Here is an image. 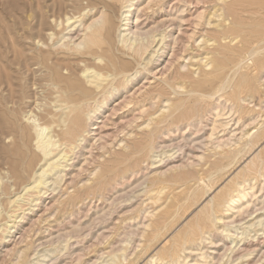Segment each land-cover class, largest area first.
<instances>
[{"label":"rangeland","instance_id":"rangeland-1","mask_svg":"<svg viewBox=\"0 0 264 264\" xmlns=\"http://www.w3.org/2000/svg\"><path fill=\"white\" fill-rule=\"evenodd\" d=\"M149 1L150 0H141L138 2L139 7H141L140 10H144V13L150 18L147 28L156 24V22H151L153 19L157 21V23H160L163 16H165L162 20L163 23L171 20L173 16V19L176 21V23L174 22L175 25L178 23L175 18L179 14L176 13L175 10V13L172 12L173 16H171V18L166 15V7H164V9L163 7L159 9L157 5L155 8L148 9L147 4H149ZM82 2V0H0V81L6 80L8 76V79H11L14 84L13 90L21 92L25 97L22 101H15L14 103L7 104L5 103V99L9 96V88L5 83H3V85L1 84L2 86L0 85V104L2 105H0V147L10 145L11 139L9 140L6 134L9 132L11 133V131V136L13 137L14 135V141L19 142L18 137H16V130L19 128V125L21 129H25L24 137L26 140L24 139V142L27 141L25 144H27L26 146L28 147L30 142L27 138L30 134L25 117L29 115V112L38 115L39 111H42L43 107L41 105L44 102L45 96L43 94H46L45 89L48 85L45 86L47 83L46 80L44 81L45 83L43 82L48 74L47 69L44 65L37 63L34 58L38 55L40 56L42 54L41 51L51 50L49 49L51 44L59 39L61 34L67 32L63 31L65 29L64 20L66 17H76L77 15L75 14L81 10V6L82 8L86 6V2ZM195 2L196 0L194 1V5L197 4L198 9L195 10V8L193 9L190 7L188 8V12H186L187 16L189 15L188 22L191 24L188 23L187 25L188 29L185 39L187 35L188 38L185 40V50L183 51L176 42H171L170 48L167 49L166 55L162 58L163 61L152 70L151 73L153 74L143 75L131 86L132 88L129 87L127 91L128 98L126 94L125 98L126 101L128 99L127 102H130V105L129 103H124L125 100H122V102V97L115 100L114 104L120 105V110L117 111L118 114L116 113L113 115V117L115 116L114 118L111 117L112 119L109 120L112 123L108 122L109 125L107 124L108 128L111 129V136L105 141V150L96 149V147L100 148V146H97L98 143L94 146L95 141L92 140L89 143V145L92 144L93 147L92 154L87 155L84 153L83 155L85 156H81L76 158L75 161H72L73 167L70 168L71 170L69 169L67 176L61 181L59 186L53 187L56 189H54L53 194L49 196L51 198L45 200L43 205L41 204L38 209H35L36 211H34L33 215H31V217L29 216V218L20 225L21 227L15 230L12 238L10 240L7 239L9 242L0 245V264H23L25 262H27L25 264H28V262L32 264L36 262V260L31 261L32 258H39V256H46V262H43V264H105L109 262L115 264H170L169 260L172 259L174 255L172 254V257H168L165 251L168 250V248L171 247L170 245L175 241L176 244L174 243L172 250L175 249L174 246L176 247L178 245L176 250L179 248L181 251L178 252V249V255L175 256L177 258L174 257L172 259L174 263L171 260V264H264V225H256L252 227L253 229L247 230L248 232L246 231L247 233L243 234V236H240L241 232L245 231L244 229H246L248 224L255 222L258 217H264V162L259 164V169L257 167L258 170L256 174L255 172H248L247 166H245V164L247 165L248 163L246 162L248 161L247 159L250 160L255 153L257 155L259 153L257 151H263L264 141L258 147V149L261 148L262 150L257 149V151H254L255 153L252 152L250 154H247L246 150L242 155H234L236 153L235 150L239 149L246 139V137H244L243 141L235 143L241 137V131L252 133L257 129L264 128V70L257 72L256 66L251 62L252 58L249 57V59L247 58L246 61L241 64L238 71L232 70L231 74L229 71L224 72V75L226 73V81L229 82L222 89L223 91L219 90V85L214 82L215 84L211 85L212 88H210L211 86L203 87V89L206 88V90H202L201 88L203 95L206 94L208 97L204 96V98L201 99V96H198V98L195 94L193 96L187 95L186 91L192 88V85L191 87L189 86L190 80L181 78L176 70L182 71L183 69H179V65L186 64L187 69L184 70L190 71L189 74L193 76V80L201 79L202 76L200 75H203V73L212 72V64L205 67V63H208L206 62V58L211 57L212 54L210 53L208 55L205 50L206 46L212 49L214 44L212 46V42H208L206 45H203L201 41L206 40L207 36H209L208 32L213 31L217 25L216 19L214 18L210 19V25H207L206 22L209 20L214 8L218 9L219 7L218 0H204V2L201 0L197 1V3ZM151 5L153 6L154 4ZM200 13H203V18H196V15H200ZM219 13L220 12H218V14ZM106 14L113 17L114 23H119V12L116 8H107ZM191 17L192 19L190 20ZM253 17L251 16L249 19L244 18V23L247 22L254 27L258 26L260 21L257 19L260 17ZM251 19L258 25L249 22V20L252 21ZM192 20H194V22ZM89 21L88 17L83 20L85 25ZM59 22L61 23L60 25L58 24ZM177 34V29H174L173 35L177 36ZM115 35L114 33L112 34L113 38H115ZM229 40L230 39H224L222 45L228 44L227 42H229ZM235 43L236 41H233L231 44L235 45ZM171 49L174 50V53L179 51L177 53L178 56L176 55L178 60L174 53V55L171 54ZM55 53L51 54V59L47 67H49V65L50 68L51 66L55 67L60 65L59 67L63 69L65 63H69L72 66L75 65L73 70L74 72L77 71L75 68L78 67L76 64H78L77 61H79L80 57L72 55L71 52H68V54L66 51ZM180 56L181 58L179 59ZM170 59H173V67L171 69L170 66H164L165 61ZM200 59H203V61H200ZM19 62L21 64L18 65ZM36 63L38 64L37 66ZM26 64L30 65L31 68L29 66L26 68ZM80 68L81 67H78L77 69ZM240 70L243 71L241 72ZM61 72L68 75L69 72L72 71L65 67ZM242 73L248 78L253 89L252 91L241 90L239 101H231L228 94L231 93L234 83L239 79ZM236 74L239 77L236 76ZM234 78H236V80H234ZM168 85H170V88ZM178 86H181L180 89ZM155 89L161 90V92L156 90V93ZM153 91L155 92L154 94ZM206 91L210 92L208 93ZM150 96L152 97L150 98ZM153 96L156 98L153 99ZM131 97L135 100L133 101ZM186 97L188 98L186 99ZM177 98H183L185 101L187 100L188 103H184L182 108L187 105L189 106V103L190 108L192 106L191 104H193L191 113H194L195 110L196 112L193 114L190 123L193 122L196 126L199 125L200 131L198 130V133L196 132L198 129L197 127L194 129L187 126V128L189 127L187 129V122L175 124L171 123L170 117V119L167 118L169 113L168 106L172 101L174 103ZM188 99L191 100L188 101ZM117 100L122 103L120 102L119 104ZM130 100H132V102ZM1 101L5 104H2ZM150 103H152V105ZM121 104H123V107H121ZM150 105L153 108H150ZM6 106H8L9 110L11 109L9 114L4 110ZM149 110L152 111L150 112ZM146 111L149 113H146ZM148 114H151V116ZM149 117L156 119L155 126L157 132L154 135L156 144L154 156L158 157L149 160L143 159L144 162H142L143 160L141 161V165L139 164L140 168H137L136 173L129 175L128 178H125V181L119 182L121 186L119 185L120 187L118 189L106 187L105 200H99L98 198L92 199L93 201L90 200L86 202V205L83 207L80 206V210H77V208L74 209L68 205L66 202V192H71L74 188L81 187L88 180L90 181L89 183H91L92 177H94L92 173L98 161H102L103 158L107 160L108 156L110 157L114 152H118L125 143H129L130 140L142 134L143 128L149 123ZM6 119H8L7 121H9L10 124H16H12V126L16 128H12L11 125H3ZM120 121L121 123L124 122V125L119 124ZM17 124L19 125L17 126ZM224 125H226V127H224ZM113 129L114 133H112ZM191 129L193 130L191 131ZM182 131L185 133H182ZM232 134L235 135L233 136L234 138H231ZM139 137H144V134ZM229 138H231L232 141H228V145L217 147L219 139L225 141ZM162 139L166 142L160 145L159 143L164 141ZM28 148H30V145ZM226 151L233 152V154H230L231 156L229 155L227 158H223L222 161L219 160L220 163H218V159L222 158L219 154L221 153L222 155ZM261 156L264 158V152L261 153ZM154 162L155 164L152 165ZM179 172H188L189 174L186 175L187 177L184 175L185 177L180 178L179 176L178 179L176 177L179 175ZM181 179L185 180L182 181ZM206 180L210 182L207 183ZM242 181L244 183H242V185L240 183V186L237 188L236 184ZM203 185L204 190L206 189V185L213 186L212 191L208 193L207 197L204 196L205 191L201 189ZM227 186L231 189H228ZM226 188L227 190L225 191H228L227 193L222 191ZM12 189L14 190V187ZM13 190L11 195H13ZM229 190H232L231 192L233 194H230L231 192ZM221 192L227 195V200L231 195L235 196L238 192L247 193L245 199L236 202L233 207L237 208V206L243 205V207L247 206L248 210L243 213H234L226 218L227 216H224L226 213L222 212L224 211L223 204L221 206V210H223L221 212L217 211L215 216L219 218L218 216L220 213L221 218L225 217L224 222L216 224L214 229L211 228L206 230L202 237L200 236L202 239L195 238L196 240L190 242L191 244L186 242V245L183 244L184 246L182 245L181 247L179 243V233L183 234L188 226L192 225L193 221L195 222L194 219L200 216V213H196L195 211H199L198 209L202 208L204 204L202 202H205V199L206 202L211 198L214 199ZM11 195H9V197H11ZM52 195L54 197H52ZM5 198L6 197L1 198V202L3 203L1 212H3L0 215V224L4 222L2 219L4 218V208L6 207L4 204ZM62 201L64 202L62 203ZM199 205L201 207H198ZM228 205L230 204L228 203ZM166 209L168 215L166 216L167 219L165 218L166 223L164 222L166 225L164 226V224H162L163 228L161 226V232L157 241L154 240L152 244L147 246L145 240L152 228V222ZM168 211L170 212L168 213ZM103 213L105 215H103ZM222 213H224L223 216ZM193 216L196 218L192 219ZM55 218H59L56 223L53 222ZM70 222L72 224L69 225L68 223ZM227 224L234 229H238L236 234L237 239L234 244L224 236L223 229L225 228L223 225ZM149 225L151 228H149ZM22 234H24V236ZM99 234H101L102 237L104 236L102 240ZM177 240L179 241L177 242ZM238 240H240V242ZM162 249L163 256H160L159 253H161ZM169 250H171V248ZM113 251L114 253H112ZM177 252L175 251V253ZM122 255L125 256L126 260L123 261ZM158 255L159 257H164V259L161 258V260H159ZM112 256H117L118 259L113 257V260L111 258ZM151 258H153V260H151ZM167 258L170 259L168 260Z\"/></svg>","mask_w":264,"mask_h":264},{"label":"bare ground","instance_id":"bare-ground-1","mask_svg":"<svg viewBox=\"0 0 264 264\" xmlns=\"http://www.w3.org/2000/svg\"><path fill=\"white\" fill-rule=\"evenodd\" d=\"M82 1H83L82 3H84V1L86 2V6L84 8H82L81 6V10L77 14H75L77 15L76 17H72V18L66 17L65 18L64 20L65 29L63 31L64 32L67 31V32L61 34L59 39H57L55 42L51 44V47L49 48L51 50L44 51V52L41 51L42 54L40 56L39 55L36 56L35 58L32 56L37 61V63L44 65L45 68L47 69L48 74L46 75V79H44L43 82L46 80L47 83L45 84V86L47 84L48 85H47V88L45 89L46 94H43L45 96H44V102L41 105L43 107L42 111H39L38 115H35L29 112V115L26 116L27 118L25 117L26 122H27V127L29 128V134H30L27 138L28 141L30 142V143L28 142L29 143L28 147L30 145V148H28L26 146L27 144H25L27 141L24 142L25 129L24 130L21 129L19 124H17V126L19 125V128H17L16 130V133H17L16 137H18L19 142L14 141V138H13L14 135L13 137L11 136V133H12L11 131V133L9 132L8 134H6V137L9 138V140L11 139L10 145L0 147V215L3 212V211L1 212V206L3 204L1 202V198L6 197L4 200V204L6 206L5 207L6 209L4 208V215H3L4 218L3 219L1 218L4 222L0 224V245L6 244L7 242H9L15 230L19 229V227H21L20 225L23 222H25L26 219L29 218V216L31 217V215H33L34 211H36L35 209H38L41 204L43 205V202L45 200L51 198L49 196L53 194L54 189H56L53 187L59 186L61 181H63V179L67 176L69 169L73 167L72 161H75L76 158H79L81 156H85L83 155L84 153L87 155L92 154L93 147H92V144L89 145V143L92 140L95 141L94 146H96L97 143H98L97 146L98 145L100 146V148L96 147V149L98 148V149L105 150V145H106L105 141L107 138L111 136V129L108 128L107 124L109 125L108 123L110 122L109 120L114 118L115 116L113 117V115H115L117 111L120 110V105L114 104L115 100L118 99L119 97H122L121 101L122 100L126 101L125 94L127 96L128 94L127 91L129 87H131L143 75H149L152 72V70L155 68V66L159 65V63L163 61L162 58L166 55L167 49L170 48L169 46L171 42H176L178 45H180V48L183 51L185 50L186 48L185 40L188 38V35L186 39H185V36L187 33V29H188L187 25L189 23L188 22L189 15L187 16L186 12H188V8L190 7H192L193 9L195 8V10L198 9L197 4L194 5L195 0L194 1H191V0H154L152 1L150 0L148 2L149 4H147L148 9L155 8V6L158 5L157 8L159 9H162V7L163 9L164 7L167 8L166 15H168L169 17L173 16V13H175L174 10L179 15L175 18L178 22L176 25H175L176 21L173 19L174 16L173 18L171 17L172 18L171 20H168L167 22L163 23L162 20L165 16L162 15L163 18L160 23L159 22L157 23V21H155L154 19L153 21L151 19L152 20L151 22H156V24L147 28L149 25L148 20H150V18L144 13V10H140L141 7H139L138 2L141 0H82ZM197 1H201V0H196L195 3H197ZM151 4H154L153 5L154 7ZM218 4H219L218 9L214 8V11L211 13L209 17V20L206 22L207 25H210V19L214 18L216 19L215 21L217 25L215 26L213 31L208 32L209 36H207L206 40L201 41L203 45H206L208 42L209 43L212 42V46L214 44V47L212 49H209L206 46V50H205L208 55L210 53L212 54V56L209 58L206 56L207 57L206 62L208 63H205V67L209 66L210 64L213 65L212 72H206V73L202 72L203 75H200L202 76L201 79L193 80L192 79L193 76H190L189 74L190 71L184 70V69H187L186 64L179 65V69H183L182 71L176 70L177 74L181 78L185 80L187 79L190 80L189 82L191 84L189 83V86L191 87L192 85L193 89L190 88L189 91H186V94L192 95V96L195 94L197 95L196 97L201 96L200 97L201 99L204 98V96H207L206 94L203 95V92H201V88L202 90H206V88L203 89V87H208V86L210 87L211 85L217 83L219 85L218 86L219 90H222L225 87V85L229 82V81L228 82L226 81V77H225L226 73L224 75V72L229 71L231 74L232 70L238 71L239 67H241V64H243V62L246 61L247 58L249 59V57L252 58L251 62L253 65L256 66L257 72H261L262 70H264V54H263L264 53V1L262 0H218ZM107 8H116V10L119 12V17H118L119 23L118 24L114 23L113 17L106 14ZM151 12H154V11H151ZM218 12L220 13L218 14ZM202 15L203 13L202 14L200 13V15L197 14L196 18L198 19L203 18L204 15L203 16ZM197 16H200V17H197ZM251 16L260 17L259 19H257L258 21H260L259 25L254 23L252 19H251L252 21L249 20V22L251 23L253 22L254 24L258 26L254 27L248 24L246 21H245L246 23H244L243 21L244 18L249 19V17ZM87 17L90 21L85 25L83 20L84 18H87ZM191 19L192 17L190 18V20ZM192 21L194 22V20ZM58 24L60 25L61 23L59 22ZM198 24H199V21H198ZM174 29H177V32H178L177 36L173 35ZM113 33L114 35L116 34L115 38H113L112 36ZM224 39L225 40L230 39L229 42H227L228 44L222 45V41ZM233 41H236L235 45L231 44L233 43ZM208 47H211V46H208ZM63 51L64 52L66 51L67 53L71 52L72 55H76L77 57H80L81 60L79 59V61H77L78 60L77 59L75 61L78 62L76 66L81 67V68L80 69H77L78 67L75 68V70L77 71L74 72L73 68L75 65L72 66L69 63H65L63 69H65L66 67V69H70L72 71V72H69L68 75H65L61 72V70L63 69H61L62 67L61 68L59 67L60 65L55 66V67L51 66V68L49 65V67H47L48 62L51 59V54L55 52L61 53ZM178 52L179 51H177V53ZM173 53H174V50L171 49V54ZM177 53L176 52L174 53L175 56L176 55L178 56ZM76 56H75V59H76ZM177 56H176V59H177ZM180 58L181 56L179 57V59ZM172 60L173 59L165 61L164 66H170V69H171L173 67ZM201 60L203 61V59H200V61ZM37 63H36V66L38 65ZM19 64L21 63L19 62L18 65ZM27 66L30 67V65L26 64V68H28ZM236 76L238 75L236 74ZM172 78H173V75H172ZM234 80H236V78H234ZM3 83H5L7 87L9 88L8 89L9 96H7V98L5 99L6 100L5 103L11 104V103H14L15 101H22L25 98L21 92H17L16 90H13L14 84L12 83L11 79H8V76L6 80H2V82L0 81V85L1 84L3 85ZM169 86L170 85H168V87ZM178 87L180 89L181 86H178ZM210 88H212V86ZM252 89L253 87L251 86L250 81L248 80V78H246L245 74L242 73L239 79L234 83L231 93L230 94L227 93V94L229 95L231 101L236 102V101H239L241 90L252 91ZM156 90L157 89H155L156 93L157 91L161 92V90H157V91ZM155 92L153 91V94ZM151 97L152 96H150V98ZM153 97H154L153 99L156 98L155 96ZM187 98L188 97H186V99ZM132 100L134 101L135 99H132ZM132 100L130 101L132 102ZM190 100L188 99V101ZM125 101L124 103L126 104L129 103L130 105V102H127L128 99L126 102ZM120 102L118 101L119 104ZM186 102L187 100L185 101L183 98H177V100L174 103L172 101V103L168 106L169 113L167 112L168 115L166 114L167 118L170 117L171 119L170 118L169 119L171 120V123H175V124H183L184 122H187L188 124L186 123L187 124L186 128L187 126H189L190 128H194V129L197 127L198 129L196 130V132L198 133V130L200 131L199 129L200 127H198L199 125L196 126L195 124H193V122L190 123L191 119L193 118V114L196 112V110L194 113H191V108L193 104H191L192 106L189 108L190 103H189V106L187 105L188 108L187 106H184V108H182L184 103ZM5 103L2 102V104H5ZM152 103L150 104L152 105ZM123 104H121V107H123L122 106ZM151 105L149 106L150 108L152 107ZM4 110L5 112H8L9 114L11 109L9 110L8 106H6L4 107ZM146 113H149V112L146 111ZM148 115L151 116V114H148ZM7 120L8 119H6V121L3 122V125L5 126L11 125V127L14 128L15 126L14 127L12 126L13 123L10 124L9 121ZM155 120L156 119L149 117V120H148L149 123L146 122L147 124L142 130L143 133L142 134L138 133L140 135L144 134V137L140 138L139 137L140 135L138 137L133 136L137 139L134 138L133 140H130L129 143H125L118 152H114L113 154L111 153L112 155L109 154L110 157L108 156L107 160L103 158L102 161H98L96 168L94 172L92 173L94 177H92L91 183H89L90 181L88 180L81 187L79 188L76 187L74 188L73 191L66 192L67 204L73 207L74 209L77 208V210H80L79 208L80 206L83 207L84 205H86V202L92 199L98 198L99 200L100 199L105 200L106 187H114V189L116 188L118 189L121 186L119 182L125 181L126 180L125 178H128L129 175H133L134 173H136L137 168H140L139 164L141 163L143 159L145 160H149L153 158L156 159L158 156H154L155 149H156L154 135L157 132L156 126H155V122H156ZM123 123H121V121L119 122V124H123ZM13 125H16V124H13ZM226 125H224V127H226ZM192 130L193 129H191V131ZM112 133H114V129L112 130ZM182 133H185V132L182 131ZM1 136H4V135H1ZM233 136L235 135L232 134L231 138H234ZM240 136L241 137L235 143L239 141H243L244 137H246V139L244 140V143L241 145V147L235 150L236 153L234 155L236 156L238 154H241V155L244 154L246 150H247L246 152L247 154L257 151L259 145L264 141V128L257 129L256 131L252 133L241 131ZM231 138L226 139L225 141H222L219 139L217 143V147H220L221 145H225V146L228 145V141H232ZM165 142L166 141L164 140V141H161V143L159 144L163 145ZM257 152H259L257 155L255 152H254L255 153L254 155L251 154L253 155V157L250 158V160L247 159L248 161L246 162L248 163L247 165L245 164V166H247V169H248L247 171L255 172V174L257 170L259 169L258 167L259 164L264 162V158H262L261 156V153L264 152V148H263V151H257ZM165 154H168V153H165ZM230 154L232 155L233 152L231 153L230 151H226L222 155L220 153L219 155L220 157L222 156V158L218 159V163H220V161H222L223 158H227ZM92 162H93V159H92ZM142 162H144V160ZM153 164H155V162L152 163V165ZM188 172L187 173L179 172V175L176 178H178L179 176L180 178L185 177L186 175L189 174ZM238 183H237L238 185L236 184L237 188L238 186H240V183L242 185V183L244 182L242 181ZM107 184H110V185H107ZM13 187H14V190L12 189ZM203 187L204 185L202 186L201 189L205 191L204 196L207 197L208 193L212 191L213 186L206 185L205 190L203 189ZM234 187H235V184H234ZM227 188L222 191L224 192L225 190H227ZM228 189H231V188H228ZM12 190H13V195H11ZM223 192H221L215 198L213 197L214 199L211 198L207 202L205 199V202L204 201L202 202L204 203L202 205V208L198 209L199 211H195L196 213L199 212L200 216L197 217V219H194L196 217L193 216L192 219H194L195 222L193 221L192 225L188 226L187 229L185 228L186 230L183 234L179 233V239H180L179 243L181 247L186 242L190 243V242H194V240H196L195 238L199 239L200 236L202 237L203 233L206 230H209L211 228L214 229L216 224L220 222L223 223L224 218L226 216H227L226 218H228V216H231L234 213H240V212L243 213L248 210V207L247 206L243 207V205L237 206V208L233 207L236 202L242 201L243 199H245V197L247 196V193L238 192L236 193L235 196L231 195L229 199L227 200L228 197L226 198L227 195ZM225 192L227 193L228 191H225ZM230 194H233V193L231 192ZM9 195H11V197H9ZM52 197L54 196L52 195ZM209 197H210V194H209ZM63 202L64 201H62V203ZM227 202L230 205H228ZM225 203L228 205V208ZM223 204H224V211H222L223 209L221 210L222 208L221 206ZM200 205L198 207H201ZM225 205H226V209H225ZM47 206H50V205H47ZM88 208H89V205H88ZM167 209L163 211V213L160 212L161 214L159 213L160 214V215L158 214L159 216L157 215L158 217L151 224L152 228L149 225V228H151V230H150V233L148 234V237L146 236L147 238L145 240L147 246L152 244L154 240L157 241V238L159 237V234L161 232V226L166 221L167 219L166 216H168ZM217 211L218 212L222 211L226 213L224 215L225 217L221 218L220 213H219V216H218L219 218H217V216H215ZM169 212L170 211H168V213ZM196 213L194 214L195 216H196ZM224 213H222V216ZM103 215L105 214L103 213ZM57 220H59V218H55L53 222L56 223ZM68 224L70 225L72 223L70 222ZM165 225L166 224H164V226ZM256 225L257 226L264 225V217L263 218L258 217V219H256L255 222L248 224L246 229H244L245 231L241 232L240 236H243V234L248 232L247 230L253 229L252 227H255ZM223 226L225 228L223 229L225 238L231 241L232 244H234L235 240L237 239L236 234H237L238 229H234L232 226L228 224L223 225ZM73 227H74V224H73ZM22 235L24 236V234ZM99 235L100 237H102L101 234ZM103 237L101 238V240L103 239ZM7 239L9 240L7 241ZM178 241L179 240H177V242ZM238 241L240 242V240ZM174 243L176 244V241L173 242L172 245H170L171 247H169L168 250L165 251L164 249L165 254H167L168 257H172V254L175 257L176 255H178V252L181 251L179 248H178L179 251L178 249L176 250L178 245L176 247L174 246L175 249L172 250L173 249L172 246L174 245ZM170 248L171 250H169ZM175 251L176 252L178 251V252L175 253ZM162 252H163V249L161 253ZM112 253H114V251ZM161 253H159V255L163 256V253L162 255ZM113 257L118 259L117 256L116 257L112 256L111 258L113 260H114ZM121 257L123 258V261L126 260L125 256L122 255ZM34 258H32L31 261L36 260V262H33L32 264H43V262L44 263L46 262V259H45L46 256H39L40 259L38 257L35 259ZM161 258L164 259V257H159L158 259L161 260ZM167 259L169 260L170 258H167ZM172 259L169 260L170 264H171ZM151 260H153V258H151ZM172 262L174 263L173 260ZM109 263L115 264L111 262ZM109 263H105V264H109ZM116 264H119V263H116Z\"/></svg>","mask_w":264,"mask_h":264}]
</instances>
